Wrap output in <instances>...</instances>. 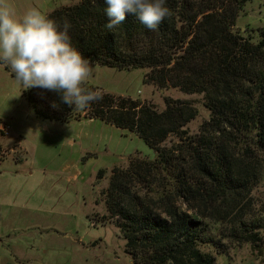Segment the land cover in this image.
I'll return each instance as SVG.
<instances>
[{
    "label": "trees",
    "instance_id": "obj_1",
    "mask_svg": "<svg viewBox=\"0 0 264 264\" xmlns=\"http://www.w3.org/2000/svg\"><path fill=\"white\" fill-rule=\"evenodd\" d=\"M248 1L167 0L171 16L156 30L132 14L107 29L105 0H80L46 15L61 30L70 25L71 43L87 61L146 68V83L202 93L210 110L192 133L187 125L198 109L185 100L167 98L158 110L86 83L103 98L72 116L76 108L58 93L26 94L41 118L98 119L156 151L154 159L134 156L115 166L102 191L109 211L102 221L118 224L134 264H218L215 254H228L232 245L264 248V200L256 193L264 177V27L248 35L235 30Z\"/></svg>",
    "mask_w": 264,
    "mask_h": 264
},
{
    "label": "rangeland",
    "instance_id": "obj_2",
    "mask_svg": "<svg viewBox=\"0 0 264 264\" xmlns=\"http://www.w3.org/2000/svg\"><path fill=\"white\" fill-rule=\"evenodd\" d=\"M78 1L10 0L18 16L31 7L46 16ZM259 27H264V0H250L235 30L248 35ZM88 64L92 75L87 84L101 90L149 101L158 110L166 108L167 98L191 102L198 109L187 125L192 133L210 117L204 94L157 88L144 81L146 68ZM28 90L0 63V264H134L118 224L102 221L109 212L102 191L115 166H127L134 156L154 159L156 151L136 134L98 119L41 118ZM82 112L75 109L72 116ZM4 124L10 126L8 135L1 133ZM174 139L170 136L166 145ZM89 152L95 155L85 161ZM256 193L264 200V177ZM215 256L218 264H264V248L250 243Z\"/></svg>",
    "mask_w": 264,
    "mask_h": 264
},
{
    "label": "clouds",
    "instance_id": "obj_3",
    "mask_svg": "<svg viewBox=\"0 0 264 264\" xmlns=\"http://www.w3.org/2000/svg\"><path fill=\"white\" fill-rule=\"evenodd\" d=\"M108 22L115 29L132 14L149 30L171 16L167 0H105ZM65 23L55 21L31 7L17 15L10 0H0V63L15 74L23 89L41 88L58 93L69 108L84 109L99 102L103 94L84 87L92 75L88 61L70 40ZM57 108L56 101L52 102Z\"/></svg>",
    "mask_w": 264,
    "mask_h": 264
},
{
    "label": "built area",
    "instance_id": "obj_4",
    "mask_svg": "<svg viewBox=\"0 0 264 264\" xmlns=\"http://www.w3.org/2000/svg\"><path fill=\"white\" fill-rule=\"evenodd\" d=\"M10 126L8 124H4L1 126V130L4 132L5 135L9 134Z\"/></svg>",
    "mask_w": 264,
    "mask_h": 264
},
{
    "label": "crops",
    "instance_id": "obj_5",
    "mask_svg": "<svg viewBox=\"0 0 264 264\" xmlns=\"http://www.w3.org/2000/svg\"><path fill=\"white\" fill-rule=\"evenodd\" d=\"M79 2V1H78ZM75 2H68V3H64L62 6H65V5H71V4H74ZM77 3V2H76ZM61 7V6H60ZM85 119H89V118H85ZM85 119H82V120H85ZM80 120V121H82ZM89 120H95V119H89ZM71 142H73V140H71Z\"/></svg>",
    "mask_w": 264,
    "mask_h": 264
}]
</instances>
